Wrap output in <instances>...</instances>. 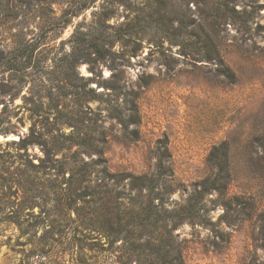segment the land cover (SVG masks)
I'll return each mask as SVG.
<instances>
[{
  "label": "rangeland",
  "instance_id": "1",
  "mask_svg": "<svg viewBox=\"0 0 264 264\" xmlns=\"http://www.w3.org/2000/svg\"><path fill=\"white\" fill-rule=\"evenodd\" d=\"M0 264H264V0H0Z\"/></svg>",
  "mask_w": 264,
  "mask_h": 264
},
{
  "label": "trees",
  "instance_id": "2",
  "mask_svg": "<svg viewBox=\"0 0 264 264\" xmlns=\"http://www.w3.org/2000/svg\"><path fill=\"white\" fill-rule=\"evenodd\" d=\"M219 177V175H218ZM220 181H223L222 179ZM146 215V219L147 221L152 224L153 226H158V224L160 223V213L155 210V208H151V205H150V208L149 210L145 213Z\"/></svg>",
  "mask_w": 264,
  "mask_h": 264
}]
</instances>
